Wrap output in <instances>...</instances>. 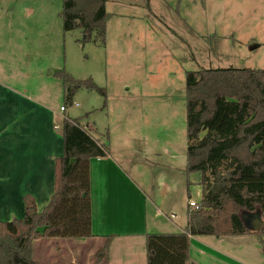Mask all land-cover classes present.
Listing matches in <instances>:
<instances>
[{"label": "rangeland", "instance_id": "obj_1", "mask_svg": "<svg viewBox=\"0 0 264 264\" xmlns=\"http://www.w3.org/2000/svg\"><path fill=\"white\" fill-rule=\"evenodd\" d=\"M61 6L62 0H0V22L5 28L11 17L16 23L24 21L30 43L41 42L36 55L42 61L45 53L50 55L44 73H53L49 101L58 112L55 120L77 118L85 128L88 123L87 130L107 151L139 167L132 171L134 176L141 172L152 179L178 173L177 162L186 155L187 70L264 68V0H106L104 9L110 14L104 41L92 32L84 42L79 29L63 32ZM23 14L36 15L22 20ZM42 43H50L51 49ZM62 68L77 79H90L104 94L80 87L65 102L62 82L55 75ZM156 141V154L147 155ZM191 198L200 201V187L192 190ZM258 213L240 210L246 224ZM198 238L241 254L248 264L264 262L263 233ZM42 242L33 244V256L42 264L58 262L59 256L66 264L62 241Z\"/></svg>", "mask_w": 264, "mask_h": 264}, {"label": "trees", "instance_id": "obj_2", "mask_svg": "<svg viewBox=\"0 0 264 264\" xmlns=\"http://www.w3.org/2000/svg\"><path fill=\"white\" fill-rule=\"evenodd\" d=\"M105 1L62 0L63 32L79 29L83 42L94 32L104 41L110 14ZM55 75L65 102L80 87L104 94L90 79H77L63 68ZM185 96V170L199 174V207L188 210L183 230L145 234V264H188L190 235L264 234V68L187 70ZM60 128L63 146L54 160L53 193L40 210L24 195L23 215L0 220V264H42L32 254L39 238L93 236L88 163L108 151L77 118L64 116ZM240 210H257L262 226L251 230ZM108 241L104 236L94 262L106 256Z\"/></svg>", "mask_w": 264, "mask_h": 264}, {"label": "crops", "instance_id": "obj_3", "mask_svg": "<svg viewBox=\"0 0 264 264\" xmlns=\"http://www.w3.org/2000/svg\"><path fill=\"white\" fill-rule=\"evenodd\" d=\"M35 15L23 14L20 19ZM37 16L42 18V14ZM10 19L5 28L0 22V220L21 217L26 194L40 204L38 207L35 203L37 210L48 202L53 193L54 160L62 154L63 146L61 123L54 118L58 112L49 101L53 88L49 75L53 73L49 69L44 73L51 64L50 55L45 53L42 61L36 55L41 42L30 43L25 22ZM42 44L51 49L50 43ZM156 145L157 141L149 146L147 155L156 154ZM170 163L175 168L176 162ZM177 165L178 173L151 179L141 172L134 176L132 171H139V167L113 150L105 156L91 157L93 236L39 238L34 245L62 241L60 247L68 254L66 264H145V234L183 230L190 209L188 199L195 187H200L201 197L198 172L186 173V155ZM104 236L109 240L106 256L94 262ZM198 237L189 236L188 264H248L241 254L216 248L208 239ZM57 259L53 264H65L64 258Z\"/></svg>", "mask_w": 264, "mask_h": 264}, {"label": "water", "instance_id": "obj_4", "mask_svg": "<svg viewBox=\"0 0 264 264\" xmlns=\"http://www.w3.org/2000/svg\"><path fill=\"white\" fill-rule=\"evenodd\" d=\"M263 224V220L260 219L259 213L257 215H253L249 224H247L251 230L255 231L259 229Z\"/></svg>", "mask_w": 264, "mask_h": 264}, {"label": "built area", "instance_id": "obj_5", "mask_svg": "<svg viewBox=\"0 0 264 264\" xmlns=\"http://www.w3.org/2000/svg\"><path fill=\"white\" fill-rule=\"evenodd\" d=\"M74 104L77 105L76 102ZM60 110H65V107L64 106H60ZM188 206L190 208H198L199 207V202H197L194 199L190 198V199H188ZM263 264H264V262H263Z\"/></svg>", "mask_w": 264, "mask_h": 264}]
</instances>
